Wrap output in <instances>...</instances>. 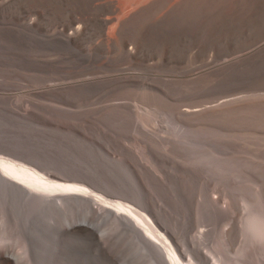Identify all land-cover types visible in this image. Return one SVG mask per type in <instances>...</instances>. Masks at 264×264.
Wrapping results in <instances>:
<instances>
[{
  "label": "rangeland",
  "instance_id": "rangeland-1",
  "mask_svg": "<svg viewBox=\"0 0 264 264\" xmlns=\"http://www.w3.org/2000/svg\"><path fill=\"white\" fill-rule=\"evenodd\" d=\"M121 1L0 0V150L126 188L195 264L196 250L264 264V44L246 51L264 37V0ZM10 117L108 143L119 162L28 144ZM4 210L0 246L19 264L63 263L52 240L37 257L24 217Z\"/></svg>",
  "mask_w": 264,
  "mask_h": 264
},
{
  "label": "bare ground",
  "instance_id": "bare-ground-1",
  "mask_svg": "<svg viewBox=\"0 0 264 264\" xmlns=\"http://www.w3.org/2000/svg\"><path fill=\"white\" fill-rule=\"evenodd\" d=\"M106 1L108 2V0ZM189 11L188 13H190ZM263 44L264 37L248 46L249 49L246 51L253 52L252 50ZM219 80L221 79L219 78ZM122 150L124 154L126 150L124 148ZM105 160L119 162L116 154L110 160ZM48 168L53 167H43L21 156L0 150V208L11 210L15 215L24 217L25 226L30 229V233L26 234V239L37 257L52 255L47 244L45 245V240H52L58 245L56 252L58 257L63 260L62 264H195L187 257L188 253L182 246L176 230L174 231L169 226L167 216L157 212L149 213L146 208L125 196L126 188L109 183L94 182L89 178H75L62 172L59 173L64 176H57ZM26 210L27 212L24 213ZM263 222L259 221L258 223L261 225ZM32 228L38 236L35 239ZM1 229L2 227H0V242L2 243L1 238L4 233ZM47 231H53L55 237H50ZM37 239L41 240L39 244L35 242ZM95 248L96 253L94 252ZM196 254L197 264L209 262L206 253L196 250ZM19 261L16 252L0 246V264H19Z\"/></svg>",
  "mask_w": 264,
  "mask_h": 264
},
{
  "label": "water",
  "instance_id": "water-1",
  "mask_svg": "<svg viewBox=\"0 0 264 264\" xmlns=\"http://www.w3.org/2000/svg\"><path fill=\"white\" fill-rule=\"evenodd\" d=\"M11 134L28 144L39 145L46 150L65 151L83 156L90 161L110 160L115 157L108 143L85 139L73 132H65L46 126L29 123L19 118L2 119ZM60 171H70V166L55 165Z\"/></svg>",
  "mask_w": 264,
  "mask_h": 264
}]
</instances>
